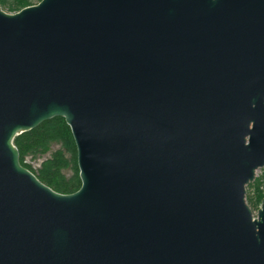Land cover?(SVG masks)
<instances>
[{"label":"water","instance_id":"95a60500","mask_svg":"<svg viewBox=\"0 0 264 264\" xmlns=\"http://www.w3.org/2000/svg\"><path fill=\"white\" fill-rule=\"evenodd\" d=\"M63 117L80 186L19 162ZM264 0L0 6V264H264Z\"/></svg>","mask_w":264,"mask_h":264},{"label":"trees","instance_id":"16d2710c","mask_svg":"<svg viewBox=\"0 0 264 264\" xmlns=\"http://www.w3.org/2000/svg\"><path fill=\"white\" fill-rule=\"evenodd\" d=\"M34 3L33 0H0L1 8L7 12H15ZM13 143L19 152V162L41 182L61 193H70L79 188L76 147L63 117L54 116L43 120L37 126L16 135ZM53 145L58 147L52 150ZM46 153L49 155L36 169L25 160L27 156L36 159ZM67 169L70 170L69 175L64 172ZM263 197L264 172L246 185L245 200L251 209H257Z\"/></svg>","mask_w":264,"mask_h":264},{"label":"rangeland","instance_id":"374dc122","mask_svg":"<svg viewBox=\"0 0 264 264\" xmlns=\"http://www.w3.org/2000/svg\"><path fill=\"white\" fill-rule=\"evenodd\" d=\"M33 2L37 3L36 0H33ZM35 3H34V4H35ZM57 147H58L57 145H53L51 149L53 150V149H55V148H57ZM48 155H49V153H46V154H44L43 156H41V157H39V158H36V159H31L29 156H27V157L25 158V160H26L28 163H30L34 169H36V168H38L40 162H41L44 158H46ZM64 172L66 173V175H69V174H70V170H68V169L65 170ZM263 172H264V167L259 168V169H257L255 176L261 175ZM252 212H253V215H256V209H252Z\"/></svg>","mask_w":264,"mask_h":264}]
</instances>
